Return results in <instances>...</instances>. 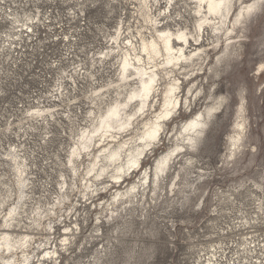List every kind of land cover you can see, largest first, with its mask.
Instances as JSON below:
<instances>
[{
	"label": "rangeland",
	"instance_id": "obj_1",
	"mask_svg": "<svg viewBox=\"0 0 264 264\" xmlns=\"http://www.w3.org/2000/svg\"><path fill=\"white\" fill-rule=\"evenodd\" d=\"M184 1L177 0L170 13L175 16L179 11L192 21V10ZM163 2L155 9L165 7L167 16L168 5ZM138 13L137 0H0V225L9 208L17 209L12 224L26 227L32 237L28 264H76L99 246L98 241H85L102 210L124 211L140 200L151 204L154 193L177 196L181 186L187 188L197 179L202 201L211 205L213 214L202 212L190 221L193 239L182 249H191L189 259L206 264L219 248L230 259L246 239L254 243L253 238L264 237V224L237 226L264 196L260 191L264 187V0L240 29V44L232 56L225 54L217 61L220 51L213 48L215 37L209 32L202 41L209 57L203 64L205 74L196 76L194 66L177 75L182 105L164 120L161 136L141 157V165L153 168L159 157L181 146L182 125L198 114L205 126L193 145L172 153L169 168L158 172L157 186L115 201V190L137 183L139 171L127 173L119 182L109 174L98 179L93 173L86 175V163L97 152L92 144L80 148L76 169L68 162L77 134L89 125V111L96 110L99 102L92 89L115 78L116 58L104 59L103 54L114 45L110 37L116 24L123 21L125 33L135 35L137 41L138 31L144 29ZM161 17L166 22L167 17ZM160 102L158 96L156 110ZM46 109L50 110L32 113ZM241 120L247 128L245 147L231 157L230 135ZM20 157L26 163L23 180L15 162ZM88 180H93V190L87 188ZM21 189L26 193L23 197ZM66 228L69 240L63 242ZM54 250L57 257H50ZM10 254L0 249V264H4L1 257L11 259ZM166 259L158 256V264Z\"/></svg>",
	"mask_w": 264,
	"mask_h": 264
},
{
	"label": "bare ground",
	"instance_id": "obj_2",
	"mask_svg": "<svg viewBox=\"0 0 264 264\" xmlns=\"http://www.w3.org/2000/svg\"><path fill=\"white\" fill-rule=\"evenodd\" d=\"M137 1L140 11L138 14L143 19L144 29H138V40L134 41L135 35L125 33L123 30L121 24L123 21L120 20L116 24L114 33L110 37L114 45L103 54L104 59L116 58L115 78L108 80L99 88L92 89L94 99H98L99 102H95L96 110L89 111V125L82 127L77 134V142L72 147L68 159L76 169L75 159L80 155V148L85 149L92 144V150L95 149L97 152L92 154L91 159L86 163V175L93 173L94 178L98 179L104 174H109L111 179L119 182L124 181L123 178L127 173L139 171L141 176L137 183H131L124 190H115L113 195L115 201L139 192L140 188L144 190L152 185L157 186L158 172L164 173L169 168L172 153L175 150H182L185 144L193 145L202 135L205 119L202 114H198L182 125L185 135L182 136L181 146L177 145L175 149L159 157L153 168H143L141 165V157L161 136L164 120L177 106L180 108L182 105V98L179 95L182 82L179 80L181 77L179 74L187 67L194 66H197L196 76L205 74L203 64L208 53L206 46H202L204 35L210 32V35L215 37L213 40L215 44L212 43V46L220 51L216 57L217 61H220L225 54L228 57L232 56L236 51L237 43L240 44V29L249 16L260 8L261 0H252L249 3L244 0H224L223 3L221 0H185L183 3L192 10L191 22L179 11L175 16L170 13L171 9H175L173 7L176 6L177 0H163L165 6L168 5L167 16H165V7L163 10L155 9V5L158 6L160 0ZM190 3L193 5L191 6ZM162 14L164 18L167 17L166 22H163ZM168 20L172 21V24H167ZM193 45L196 47L191 48ZM110 89L114 90V95H108ZM158 96L161 97V102L156 110L154 101ZM187 101L188 99L185 98V103ZM49 110L32 111V113L38 114ZM239 117H242L241 113ZM235 128L234 134L230 135L231 157L245 147L243 140L247 128L244 122L242 120L236 122ZM96 138L98 144L95 142ZM15 162H17L19 180H23L25 159L20 157L18 160L15 159ZM78 164L83 165L81 161ZM93 184V180H88L87 188L93 190ZM20 194L22 197L26 195L22 189ZM13 213H18L17 209L9 208L0 225V249L2 253L11 252L12 258L1 257V259L4 260V264H28L29 239L32 237L26 227L17 229L18 224H12ZM37 214L40 215V211ZM63 233L65 234L62 241L69 240L66 236L67 228ZM46 253L50 255L49 251ZM51 254L50 257L58 255L55 250ZM215 256L216 252L207 258L206 264H214V260H217Z\"/></svg>",
	"mask_w": 264,
	"mask_h": 264
},
{
	"label": "clouds",
	"instance_id": "obj_3",
	"mask_svg": "<svg viewBox=\"0 0 264 264\" xmlns=\"http://www.w3.org/2000/svg\"><path fill=\"white\" fill-rule=\"evenodd\" d=\"M198 183L197 179L187 188L181 186L179 195L173 197L154 193L151 204L140 200L132 208L126 206L124 211L117 208L105 214L102 210L89 241H85V244L98 241L99 246L76 264H158L157 257L161 255L167 259L159 264H200V260L189 259L187 251L191 249L182 250L193 239L188 227L192 218L202 212L213 214L211 205L202 201L196 187ZM260 191L264 193V187ZM258 205L252 215L237 226L264 224V196ZM253 239L254 243L246 239L243 248H237L230 259H225L226 253L221 255L224 248L214 249L220 256L214 264H264V237ZM81 248L85 249V245Z\"/></svg>",
	"mask_w": 264,
	"mask_h": 264
},
{
	"label": "snow or ice",
	"instance_id": "obj_4",
	"mask_svg": "<svg viewBox=\"0 0 264 264\" xmlns=\"http://www.w3.org/2000/svg\"><path fill=\"white\" fill-rule=\"evenodd\" d=\"M224 2V0H221V3H223ZM249 11H251V9H249Z\"/></svg>",
	"mask_w": 264,
	"mask_h": 264
}]
</instances>
